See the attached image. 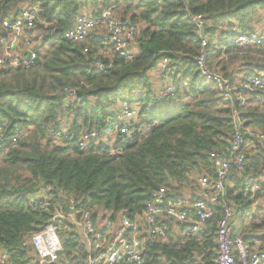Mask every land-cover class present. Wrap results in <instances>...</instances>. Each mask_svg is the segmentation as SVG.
<instances>
[{
    "label": "trees",
    "instance_id": "16d2710c",
    "mask_svg": "<svg viewBox=\"0 0 264 264\" xmlns=\"http://www.w3.org/2000/svg\"><path fill=\"white\" fill-rule=\"evenodd\" d=\"M26 4L39 8L36 28L26 32L40 38L32 42L37 59L28 69L0 70V251L7 255L6 264H39L24 243L52 223L53 208L66 217L59 232L62 252L51 264H85L86 248L75 224L82 212H91L93 222L105 216L117 223L122 216L140 215L160 188L181 198L187 185L197 187L200 173L213 178L209 154H227L235 123L264 128V108L253 97L232 105L200 74L201 45L190 21L193 15L204 16L210 38L206 66L233 85L264 73V48L237 47L229 30L237 23L241 32H254L253 25L264 18V0H0V33L1 22L17 18ZM109 7L137 26L132 61L103 53L99 36L92 37L87 53L84 43L63 37L78 15ZM163 59L166 69L157 72ZM95 62L112 68L97 73ZM152 72L161 87L177 85L174 99H156ZM72 90L74 95H68ZM125 100L138 109L130 138L119 133L117 105ZM88 131L97 137L81 148V135ZM112 139L110 146L106 141ZM246 142L244 171L232 170L225 184L226 198L243 214L264 197V192L253 198L242 193L244 177L264 179V142L253 137ZM37 196L40 204L49 203L48 210L30 203ZM215 212L191 238L173 233L170 222L160 219L168 226L167 239L147 238L143 264L212 261L220 205ZM250 228L264 229V218ZM248 232L245 227L238 234L249 250L264 251V233Z\"/></svg>",
    "mask_w": 264,
    "mask_h": 264
},
{
    "label": "built area",
    "instance_id": "2783aa9c",
    "mask_svg": "<svg viewBox=\"0 0 264 264\" xmlns=\"http://www.w3.org/2000/svg\"><path fill=\"white\" fill-rule=\"evenodd\" d=\"M39 13L37 5L26 4L14 20L5 19L1 23L0 33V70L30 68L37 59L36 46L32 42H39L40 38L27 37L26 32L36 28V18ZM190 21L194 26V33L201 45V54L196 59V66L200 74L220 92L221 96L230 101L244 105L248 97L254 98V103L264 108V73H253L242 81L233 85L223 76L207 68L204 49L209 42L203 15H193ZM42 27V26H41ZM230 33L234 35L232 43L240 48H264V32L243 33L238 24L230 25ZM137 33V26L128 18H121L114 14L113 7L92 14L84 12L75 18L73 27L63 35L65 40L73 43H84V53L90 51V40L99 36L103 41V53L112 52L125 62L132 61V41ZM47 39L45 43H49ZM108 47V48H107ZM109 54V53H108ZM167 60L163 59L156 65L157 72L166 69ZM96 72L106 73L112 68L95 62ZM187 83H183L186 86ZM177 85L169 83L157 91V100H172L175 98ZM74 90L68 95L73 96ZM253 95V96H252ZM119 119L121 126L119 133L131 137L130 121L137 116V106L125 101L119 102ZM234 115L235 112H233ZM60 137L58 134L57 138ZM97 137L93 131L83 132L79 147L84 148ZM246 137H253L264 142V128L246 127L242 122L235 123L233 135L229 142L227 154L213 152L209 154V167L213 171V178L207 171L197 177L199 193L196 198L169 197L167 189L155 191L140 215L133 220L122 216L115 223L105 216L93 222L91 212L84 211L81 221L75 223L81 232L82 242L86 248L85 264H143V251L147 238L165 241L168 226L160 219L178 222L182 225L179 232L183 238L198 235L205 228V223L215 217V207L221 206V217L218 219L215 233L216 254L212 261L199 260L197 264H264V251L249 250L246 243L235 230L234 217L236 208L226 198L225 184L231 176L232 170L242 174L245 168L247 142ZM13 142L16 139L12 140ZM242 193L253 198L264 192V179L257 181L253 177L242 179ZM33 198L30 203L38 205ZM40 208L48 210L49 203L43 201ZM66 217L60 208H53L52 223L36 232L24 243L30 245L39 264L56 263L62 252L59 232L64 229L62 221ZM70 217V215H69ZM144 230V236L142 235ZM7 255L0 251V264H6Z\"/></svg>",
    "mask_w": 264,
    "mask_h": 264
},
{
    "label": "crops",
    "instance_id": "0c3cea01",
    "mask_svg": "<svg viewBox=\"0 0 264 264\" xmlns=\"http://www.w3.org/2000/svg\"><path fill=\"white\" fill-rule=\"evenodd\" d=\"M254 31H256V30H254ZM132 50H133V52L136 51L134 48ZM154 75H157V74L152 72V75H150V77L153 80V84H154L155 88L158 90L163 83L158 84V78L159 77L157 76L156 78H154L153 77ZM106 143L109 144L110 146H112V144L114 143V139L110 140L109 142L106 141ZM227 183L229 185V182H227ZM196 184H197V187L194 190L187 189L186 191H183L182 196L183 197H190V198H192L193 196L196 197L199 193V187H198V181L197 180H196ZM252 215H255V216H252ZM263 218H264V197L255 201L253 208H251V212L249 211V212L243 214L239 211L238 212L236 211V215L234 217V224H235V230H236L237 234L241 232V235H242V231H244V228L247 227V231H249L248 232L249 235H250V233L253 232L256 235L261 234L259 236H262V233H264V229L253 230L250 228V226L259 224ZM169 227L171 229L170 231H172L173 233L179 234V232L182 228V225L179 224L178 222L172 221V222H170ZM142 235L143 236L145 235L144 230H142ZM255 248H258V247L255 246Z\"/></svg>",
    "mask_w": 264,
    "mask_h": 264
},
{
    "label": "rangeland",
    "instance_id": "374dc122",
    "mask_svg": "<svg viewBox=\"0 0 264 264\" xmlns=\"http://www.w3.org/2000/svg\"><path fill=\"white\" fill-rule=\"evenodd\" d=\"M253 29L254 30H256V32H264V18L262 19V21L260 22V23H258V24H254L253 25ZM152 75V74H151ZM159 77V75H154L153 77L154 78H156V77ZM161 83V79H160V77L158 78V84H160ZM57 139H55V141H56ZM187 188H189L190 189V185H187V187L186 188H184V190L183 191H186L187 190ZM263 249H264V245H263ZM60 258V257H59ZM58 258V259H59ZM57 259V260H58ZM161 264H165V263H161Z\"/></svg>",
    "mask_w": 264,
    "mask_h": 264
},
{
    "label": "water",
    "instance_id": "95a60500",
    "mask_svg": "<svg viewBox=\"0 0 264 264\" xmlns=\"http://www.w3.org/2000/svg\"><path fill=\"white\" fill-rule=\"evenodd\" d=\"M42 25H38V27H41Z\"/></svg>",
    "mask_w": 264,
    "mask_h": 264
}]
</instances>
